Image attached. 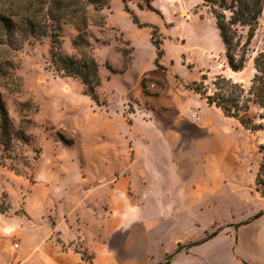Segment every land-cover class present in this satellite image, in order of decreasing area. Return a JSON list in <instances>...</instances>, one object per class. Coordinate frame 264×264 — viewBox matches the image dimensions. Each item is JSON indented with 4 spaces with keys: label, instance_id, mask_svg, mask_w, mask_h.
<instances>
[{
    "label": "rangeland",
    "instance_id": "1",
    "mask_svg": "<svg viewBox=\"0 0 264 264\" xmlns=\"http://www.w3.org/2000/svg\"><path fill=\"white\" fill-rule=\"evenodd\" d=\"M128 5L139 22L157 26L155 38L163 54L155 65L152 28L132 24L120 0H110L101 10L102 26L95 24L98 17L89 7L87 34L101 80L94 90L96 101L79 78L66 76L51 64L49 35L30 36L16 52L0 53L4 68L0 94L14 128L24 134L8 150L0 148V264H15L21 249L19 224L27 215L25 203L42 214L48 213L44 212L47 199L64 197L65 205L70 193L82 187L80 175L127 166L135 150L149 162L151 156L159 157L168 166L173 149L182 152L192 162L187 181L203 182L206 187L204 196L187 212L196 225L193 219L186 223L179 234L181 241L167 239L164 248L168 253L153 264H171L177 254L195 246L188 244L215 230L218 234L234 231L256 207L249 191L257 199V194H264V181H256L264 163V117H258L262 109L250 105L255 122L263 124L262 129L250 131L189 89L202 73L209 90H213L216 75L249 87L255 73L253 58L264 51V5L247 61L237 73L226 63L214 18L202 0H151L152 9L141 0H130ZM76 34L70 23L61 22L60 51L79 58L72 44ZM127 40L135 46L134 53ZM199 106L203 108L198 112ZM209 120L228 137L236 135L233 141L239 156V165L230 166L216 180L209 175L211 160L204 157L208 153L203 137L206 127H198ZM173 138L179 140L178 145ZM249 161L257 165L251 188ZM73 194L77 205L81 200ZM206 242L199 250L209 247ZM74 249L84 264H91L90 255L78 244ZM182 256L178 264L184 263ZM198 258L195 252L191 254L194 264Z\"/></svg>",
    "mask_w": 264,
    "mask_h": 264
},
{
    "label": "crops",
    "instance_id": "2",
    "mask_svg": "<svg viewBox=\"0 0 264 264\" xmlns=\"http://www.w3.org/2000/svg\"><path fill=\"white\" fill-rule=\"evenodd\" d=\"M127 41L134 53L135 46ZM200 108L203 106L197 108L198 112ZM205 123L198 127H206L203 137L207 138L208 153L204 157L211 160L209 175L216 180L230 166L239 165L236 135L228 137L210 120ZM173 140L178 145L179 140ZM114 153L119 157V153ZM131 158L127 166H108L86 173L87 177L80 175L82 187L73 192L81 200H75L77 205L72 192L65 205L64 197L46 200L44 212H52L51 215L34 211L25 203L27 215L19 224L21 249L15 255V264H84L74 244L90 255L91 264H153L162 260L168 253L164 248L166 240L174 237L181 241L179 234L187 228L186 223L193 219V226L196 225L187 212L204 196L206 187L203 182L187 181L192 162L182 152L173 149L169 154L171 166L159 157L154 160L151 156L149 162L136 150ZM256 172L257 165L249 161V188ZM249 192L256 207L247 223L210 238L204 244L209 245L206 250H199L201 243L187 253L177 254L171 264H178L181 255L183 264H194L190 259L194 252L199 257L198 264H264V213L252 218L264 209V195L257 194V199ZM158 250L162 251L160 257Z\"/></svg>",
    "mask_w": 264,
    "mask_h": 264
},
{
    "label": "trees",
    "instance_id": "3",
    "mask_svg": "<svg viewBox=\"0 0 264 264\" xmlns=\"http://www.w3.org/2000/svg\"><path fill=\"white\" fill-rule=\"evenodd\" d=\"M110 0H0V53L12 54L19 50L30 36L49 35L51 38L50 62L66 76L77 77L94 97V90L100 85L99 67L91 53L87 27L91 21L90 9L98 17L96 25L102 26L104 18L101 10ZM123 10L137 26L152 28L150 42L156 53L155 65L163 54L160 40L155 38L157 26L139 22L137 15L128 5L130 0H120ZM148 9H152L151 0H141ZM209 8L215 22L220 41L224 47L226 63L232 71H241L247 61L249 45L255 36L259 19L263 11L264 0H202ZM61 22L70 23L77 34L72 41L79 58L71 57L60 51L59 30ZM2 66V67H1ZM255 73L247 89L223 75L212 80L213 90L205 84L207 76L202 73L199 80L191 82L189 89L204 99L208 106L219 108L226 117H232L247 130L257 131L263 128L261 122H255L249 110L254 104L262 109L259 118L264 117V51L253 58ZM3 64L0 63V76ZM8 74L7 72H5ZM5 74V75H6ZM24 134L15 129L8 115L5 102L0 94V148L8 150L15 139ZM264 163L260 164L257 183H263ZM264 195V194H263ZM264 209L256 213V218ZM249 220L242 224L247 223ZM237 227V226H236ZM215 230L188 247L204 243L216 236Z\"/></svg>",
    "mask_w": 264,
    "mask_h": 264
},
{
    "label": "built area",
    "instance_id": "4",
    "mask_svg": "<svg viewBox=\"0 0 264 264\" xmlns=\"http://www.w3.org/2000/svg\"><path fill=\"white\" fill-rule=\"evenodd\" d=\"M195 116V114H193Z\"/></svg>",
    "mask_w": 264,
    "mask_h": 264
}]
</instances>
